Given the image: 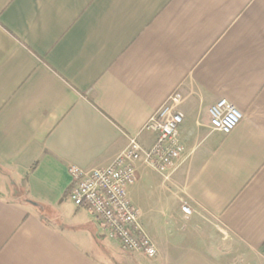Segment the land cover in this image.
Segmentation results:
<instances>
[{
    "label": "crops",
    "instance_id": "obj_1",
    "mask_svg": "<svg viewBox=\"0 0 264 264\" xmlns=\"http://www.w3.org/2000/svg\"><path fill=\"white\" fill-rule=\"evenodd\" d=\"M176 92L184 152L128 188L157 256L122 259L70 167L151 147ZM0 264H264V0H0Z\"/></svg>",
    "mask_w": 264,
    "mask_h": 264
},
{
    "label": "built area",
    "instance_id": "obj_2",
    "mask_svg": "<svg viewBox=\"0 0 264 264\" xmlns=\"http://www.w3.org/2000/svg\"><path fill=\"white\" fill-rule=\"evenodd\" d=\"M180 99L179 92L170 96L146 123L144 130L155 133V143L144 147L138 136L131 138L125 152L106 167L82 170L70 167L72 187L69 198L78 208L88 210L108 238L117 241L128 252L157 256V249L140 225L139 211L128 197V188L137 180V165L161 173L167 172L180 159L184 146L179 140L184 117L174 110ZM213 131L231 134L243 121L244 115L227 99H220L209 109ZM183 212L191 215L189 207Z\"/></svg>",
    "mask_w": 264,
    "mask_h": 264
},
{
    "label": "rangeland",
    "instance_id": "obj_3",
    "mask_svg": "<svg viewBox=\"0 0 264 264\" xmlns=\"http://www.w3.org/2000/svg\"><path fill=\"white\" fill-rule=\"evenodd\" d=\"M219 232V231H218ZM220 233V232H219ZM223 237L225 238V236L223 235ZM107 244V243H106ZM110 248L113 252H115L116 254H118L120 257H122V259H125L127 257H129L131 252L125 251L124 249H120L117 245H110ZM123 263V262H122Z\"/></svg>",
    "mask_w": 264,
    "mask_h": 264
},
{
    "label": "trees",
    "instance_id": "obj_4",
    "mask_svg": "<svg viewBox=\"0 0 264 264\" xmlns=\"http://www.w3.org/2000/svg\"><path fill=\"white\" fill-rule=\"evenodd\" d=\"M32 204H34V205H37L38 206V204L37 203H34V202H31Z\"/></svg>",
    "mask_w": 264,
    "mask_h": 264
}]
</instances>
